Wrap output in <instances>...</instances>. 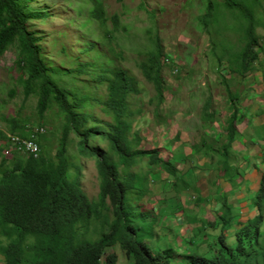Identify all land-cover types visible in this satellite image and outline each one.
Wrapping results in <instances>:
<instances>
[{
  "label": "trees",
  "instance_id": "obj_1",
  "mask_svg": "<svg viewBox=\"0 0 264 264\" xmlns=\"http://www.w3.org/2000/svg\"><path fill=\"white\" fill-rule=\"evenodd\" d=\"M29 1L0 0V58L9 49L15 48L18 55L16 66L25 99L37 96L38 118L47 125L46 114L52 111L62 120L63 126L53 157L46 145L47 138L43 137L44 132L36 138L40 147L38 159L20 156L19 153L11 159H1L0 256L3 261L0 264H118L115 254L107 255L116 246L126 258L134 261L133 264H170V255L152 253L145 243L150 232L137 225L138 220L146 221L148 215L140 206L135 207L140 201L137 190L142 185V178L134 169L147 159V164L171 177V188L181 194L192 187L195 176H198L195 173L211 168L214 182H218L215 187L217 200L221 199L223 185L232 188L240 186L237 181L239 176L244 177L247 171L253 173L259 169L256 164L250 166V162L244 160L242 151L233 147L236 141L245 138L236 126L242 118L237 106L239 94L227 90L231 115L225 121L226 142L215 148V144H208L201 136L200 141L191 146L192 156H196L197 160L208 159L211 166L203 164L202 168L189 159L191 163L182 171L178 163L180 157L163 159L158 150L141 149L144 139L139 131L133 129L137 119L145 112L143 106L134 105L141 90L137 77L123 65V51L116 52L110 44L112 34H121L119 15L109 20L103 2L91 0L93 7L88 17L77 29L74 40L70 42L69 39L62 44V61L56 65L44 53L41 39L37 37L38 31L34 30L37 25L32 23H45L50 14L46 10L29 7ZM261 9L258 8L259 11ZM214 13L215 23L212 26L216 31L204 29L211 38L213 36L214 54L222 51L223 55L217 57L218 64L221 66L227 58L230 73L242 78L262 70L256 64L264 53L258 34V29L264 28V20L256 19L255 12L246 6L245 0H222L219 3L209 0L207 12L200 23L207 27L208 17ZM229 14H232L230 20ZM109 21L112 22V30L107 28ZM228 21L239 24L231 26L226 23ZM93 25L99 28L97 35H87L85 31ZM228 31L240 32L242 44H234L231 54L224 47ZM149 43L150 49L137 67L155 89L156 95L150 100L151 105H155L152 113L155 119L160 117L166 100L163 70L168 61L159 36L151 37ZM105 47H108L107 51ZM11 94L13 96L14 92ZM212 105V97H208L200 118L203 128H212L216 120L217 113ZM98 109L105 119L99 118ZM36 126L44 129L39 124ZM33 128L35 125L30 127L31 130ZM24 130L20 123L12 121L11 135L26 137L29 129L25 133ZM251 132L248 140L264 142V124L252 127ZM1 135L8 140L6 135ZM72 135L77 142L72 141ZM72 144L81 157L95 160L99 182L95 200H90L80 185L81 168L72 163L69 155ZM182 157L188 159L187 156ZM195 166L201 170L195 169ZM188 176L192 182L186 180ZM259 185L256 195L249 193L257 215L235 234L234 238L238 241L236 248H231L228 243L232 238L226 236L229 223L223 218L231 207L220 206L215 211L220 217L214 216V223L207 222L205 218L199 220L207 235L216 226L224 227L217 236L218 243L214 245L217 248L205 254L187 252L178 257L171 255L175 263H264V231L261 230L264 223V176ZM198 201L207 205L206 198L200 193ZM238 220L237 217L234 222ZM188 227H191L189 222L185 228ZM199 235L200 232L195 234ZM180 259L183 261L180 262Z\"/></svg>",
  "mask_w": 264,
  "mask_h": 264
},
{
  "label": "rangeland",
  "instance_id": "obj_2",
  "mask_svg": "<svg viewBox=\"0 0 264 264\" xmlns=\"http://www.w3.org/2000/svg\"><path fill=\"white\" fill-rule=\"evenodd\" d=\"M101 1L109 20L114 15L120 17L121 34H112L110 44L116 52L123 51V65L137 77L141 90V95L135 99L134 105L143 106L145 112L133 127L144 139L141 149L158 150L163 159L180 157L178 163L182 171L191 163L189 159L194 160L202 168L203 164L210 165L208 159L197 160L196 156H192L191 146L198 143L201 136L205 137L208 144H215V148L226 142L225 121L231 115L228 109L227 90L239 94L237 106L242 118L236 122V126L239 132H245V138L236 141L233 147L242 151L244 160H248L250 166L256 164L259 169L253 173L247 171L244 177L239 176L237 181L240 186L232 188L230 185H223L221 199L217 200L215 187L218 182H214V171L211 168H205V172L195 173L198 175L195 176V182L188 176L186 180L192 182V187L181 194L171 188V177L164 171H158L157 167L147 164V159L134 169L142 178V185L137 190L140 201L135 207H141L148 215L146 221L138 220L137 225L144 226L148 233L150 232L145 243L152 253L170 255V264L179 263H175L171 255L178 257L187 252L209 253L211 249H216L214 245L217 243V236L224 227L216 226L207 235L202 230V223L199 220L205 218L207 222H211L214 221V216L220 217L215 211L220 208L219 204L221 205L222 201L229 203L227 206L235 211L226 214L231 220L229 228L241 229L248 220L254 219L257 215L253 198L249 193L256 195L260 186L259 181L264 176V142L256 140L257 143L255 139L251 142L248 138L252 134V127L264 124V53H261L260 62L256 64L262 70L245 78L230 73L227 58L220 66L217 57L223 55L222 51L214 54L211 44L213 36L211 38L204 29L216 31L212 26L215 23V13L208 17L207 27L206 24L200 23L207 12L209 0H124L123 3L116 0ZM213 1L219 3L222 0ZM245 4L255 12L257 20H264V0H245ZM28 5L33 9L49 12L50 17L45 23L35 21L32 23L37 25L34 30L38 31L37 37L41 39L44 53L59 65L62 61L60 56L62 44L69 39L70 42L74 40L77 29L93 7L91 0H30ZM258 8L262 9L259 11ZM231 16L232 14L228 15L229 20ZM228 22L226 23L231 26L239 24ZM107 28L112 30L111 21L107 23ZM98 29L97 25H93L85 33L95 36ZM258 34L264 47L263 27L258 29ZM63 35H67L68 38ZM156 36L161 40L168 62L165 63L163 70L166 100L160 117L154 119L152 113L155 105H151L150 100L155 97L156 92L153 85L144 79L137 64L145 59V52L150 49V38ZM239 38L240 32H226L224 47L230 54L234 44L242 45ZM104 50L107 51L108 47ZM17 56L15 48L12 47L0 58V162L2 158L11 159L13 155L18 154L1 135H6V138L11 135L12 121L25 127L24 133L31 126L38 124L43 126L45 129L43 137L47 138L46 145L52 157L57 151L63 126L62 120L52 111L46 114L49 124H44L38 118L37 96L25 99L16 66ZM102 95L104 96V93ZM208 97H212V107L217 117L212 128H203V121L200 118ZM96 112L100 119H105L99 109ZM71 139L77 142L74 135ZM18 155L25 156L20 153ZM69 155L72 157V163L81 168L79 182L82 189L90 200H95L99 193L95 160L81 157L73 144ZM183 155L188 159L183 158ZM194 168L201 170L196 166ZM241 169H244L243 166ZM199 193L201 197L206 198L207 205L199 203ZM237 217L239 222L235 223ZM153 219L154 222H151ZM188 222L191 227L185 228ZM253 223L256 224L255 221ZM261 230L264 231V223ZM198 232L201 235L195 236ZM228 243L231 248L238 245L235 238L229 239ZM109 254L118 257V264L134 263L132 259L123 255L119 246L109 250L107 255ZM105 259L106 256L103 261ZM2 261L3 257L0 256V262Z\"/></svg>",
  "mask_w": 264,
  "mask_h": 264
},
{
  "label": "built area",
  "instance_id": "obj_3",
  "mask_svg": "<svg viewBox=\"0 0 264 264\" xmlns=\"http://www.w3.org/2000/svg\"><path fill=\"white\" fill-rule=\"evenodd\" d=\"M44 132L45 130L43 128L35 127L27 132L26 137L21 135H9L8 143L15 152L38 159L40 156V148L36 143V138Z\"/></svg>",
  "mask_w": 264,
  "mask_h": 264
},
{
  "label": "clouds",
  "instance_id": "obj_4",
  "mask_svg": "<svg viewBox=\"0 0 264 264\" xmlns=\"http://www.w3.org/2000/svg\"><path fill=\"white\" fill-rule=\"evenodd\" d=\"M227 205H229V203H227V202H224V201H222V203H221V205L219 204V206H227ZM253 209V208H252ZM234 210H232L231 211V213L233 212ZM235 212V211H234ZM216 217V216H215ZM228 223H230V219H228V215H226V216H224L223 217ZM255 218V217H254ZM216 219V218H215ZM215 219H214V221H215ZM214 221H211V222H213L214 223ZM229 230L226 232V234L228 233V235H226V236H229V237H231V238H234L235 237V234L240 230L239 228H233V227H230V228H228ZM233 230V231H232ZM218 243V242H217ZM217 243L215 244V245H217ZM216 248H217V246H215ZM234 249V248H233Z\"/></svg>",
  "mask_w": 264,
  "mask_h": 264
},
{
  "label": "bare ground",
  "instance_id": "obj_5",
  "mask_svg": "<svg viewBox=\"0 0 264 264\" xmlns=\"http://www.w3.org/2000/svg\"><path fill=\"white\" fill-rule=\"evenodd\" d=\"M35 127H38V126H35ZM29 131H31V129H30V128H29ZM38 136H39V135H38ZM38 136H37V137H38ZM38 146H39V145H38ZM39 148H40V147H39ZM23 155H25V154H23ZM25 156H26V155H25Z\"/></svg>",
  "mask_w": 264,
  "mask_h": 264
},
{
  "label": "crops",
  "instance_id": "obj_6",
  "mask_svg": "<svg viewBox=\"0 0 264 264\" xmlns=\"http://www.w3.org/2000/svg\"><path fill=\"white\" fill-rule=\"evenodd\" d=\"M245 133V132H244ZM244 133L243 132H240V135H244ZM252 173V172H251ZM232 211V210H231Z\"/></svg>",
  "mask_w": 264,
  "mask_h": 264
}]
</instances>
